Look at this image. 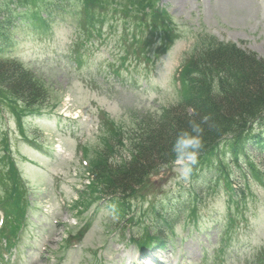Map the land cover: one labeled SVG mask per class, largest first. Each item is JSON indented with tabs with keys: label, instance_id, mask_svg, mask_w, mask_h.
<instances>
[{
	"label": "rangeland",
	"instance_id": "374dc122",
	"mask_svg": "<svg viewBox=\"0 0 264 264\" xmlns=\"http://www.w3.org/2000/svg\"><path fill=\"white\" fill-rule=\"evenodd\" d=\"M156 3L155 7L164 9L171 18L174 41L165 52L160 49V34L150 25L141 27L144 31L140 32L133 18L120 8L111 9L112 5L129 6L127 0H113L105 8L112 19L98 25L102 31L99 38L93 35L83 45L80 40L85 32L79 27L80 19L75 18L79 9L72 0L63 3L66 10H53L46 33L29 30V24L12 29L13 41L3 56L30 69L49 94L40 112L19 114L18 118L5 104L0 105V157L6 132L27 187L31 212L28 230L26 227L21 233L17 250L5 252L4 264L138 263L137 244L131 238L140 236L145 227L149 229L146 234L160 229L159 235L166 242L164 246L140 248L141 264L146 255L150 264L253 263L264 242V180L250 178V195L241 202L232 196H239L244 182L245 159L253 160L264 175V152L254 146L248 148L243 164L230 170L235 191L226 188L224 177L216 173L220 170L213 167L205 166L196 176L180 179V162L175 159L147 177L149 186L138 188L137 198L132 199L124 216L108 198L94 199L86 194L87 173L80 147L85 146L93 161L103 149L107 119L132 137L141 118L151 115L155 119L173 105L178 98L173 76L200 38L208 35L233 42L264 60V0ZM127 13L132 15L133 11ZM133 34L141 38L139 44L131 43ZM78 48L82 58L76 67L72 53ZM122 56L126 58L123 62ZM18 120L39 147L21 136ZM125 152L126 147L121 148L120 154ZM195 197L196 230L193 222L185 223L188 205ZM237 208L241 209L235 213ZM162 213L177 215L170 219L171 226L161 221ZM231 215L238 220L226 241L223 231ZM114 227L123 234L112 237L115 232L110 229ZM222 244H226L223 252L218 250ZM128 252L132 256H127Z\"/></svg>",
	"mask_w": 264,
	"mask_h": 264
},
{
	"label": "trees",
	"instance_id": "16d2710c",
	"mask_svg": "<svg viewBox=\"0 0 264 264\" xmlns=\"http://www.w3.org/2000/svg\"><path fill=\"white\" fill-rule=\"evenodd\" d=\"M66 1L0 0V103L5 104L17 118L19 114L40 112L49 90L30 69L13 58L3 56L6 46L13 41L12 29L29 24V30L46 33L51 28L48 17L56 8L64 9L62 3ZM72 1L82 5L78 15L83 17L84 38L88 40L95 34L101 35V29L96 26L112 19L105 8L112 5L113 0ZM155 1L127 0L129 6L112 5L111 9L120 8L127 17L133 18L140 32L144 31L141 27L150 25L156 34H160V49L165 52L174 41L170 31L171 18L165 10L153 9ZM17 7H24L25 10ZM127 11H133L132 15H128ZM43 12L48 15L43 16ZM21 15L24 17L17 25L15 19ZM135 35L132 36L133 45L141 40ZM121 59L122 62L126 60L125 56ZM147 60L150 58L147 57ZM78 61L81 63L80 57ZM181 71L177 101L164 108L155 119L151 115L141 118L138 131H134L132 137L125 134L121 127H116L111 119L106 120L103 149L97 151L98 155L89 167L94 178L92 194L95 199L101 197L97 192L103 193L119 201L121 210L124 207L129 211L132 199L137 198L138 188L149 186L147 177L177 159L172 145L177 134L189 128V121L199 122L203 128V148L197 164L192 168V176L209 165V168L222 171L225 183L231 186L229 160L239 166L244 158H248L249 146L264 152V60L232 42L206 35L194 45ZM18 125L22 136L27 137L20 120ZM1 145L0 203L7 217V225L3 229L6 238L19 227V219L25 210L26 190L8 153L6 133H3ZM123 147H126V155L120 154ZM245 161L247 172L242 176L247 178L250 175L262 181L264 175L259 167L250 158ZM240 192L248 193V190L245 187ZM144 233L148 240L159 237L146 234L147 228H144Z\"/></svg>",
	"mask_w": 264,
	"mask_h": 264
},
{
	"label": "clouds",
	"instance_id": "9594fccd",
	"mask_svg": "<svg viewBox=\"0 0 264 264\" xmlns=\"http://www.w3.org/2000/svg\"><path fill=\"white\" fill-rule=\"evenodd\" d=\"M207 120V117H203ZM203 148V128L201 123L189 121V128L181 130L172 145V151L180 162L178 176L187 180L192 172L193 166L198 162V155Z\"/></svg>",
	"mask_w": 264,
	"mask_h": 264
},
{
	"label": "bare ground",
	"instance_id": "6f19581e",
	"mask_svg": "<svg viewBox=\"0 0 264 264\" xmlns=\"http://www.w3.org/2000/svg\"><path fill=\"white\" fill-rule=\"evenodd\" d=\"M146 264H150L148 261H146Z\"/></svg>",
	"mask_w": 264,
	"mask_h": 264
}]
</instances>
